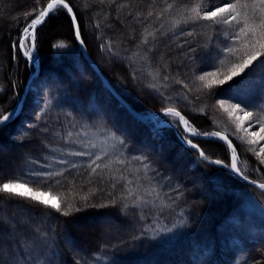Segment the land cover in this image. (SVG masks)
I'll return each instance as SVG.
<instances>
[{"label":"trees","instance_id":"trees-1","mask_svg":"<svg viewBox=\"0 0 264 264\" xmlns=\"http://www.w3.org/2000/svg\"><path fill=\"white\" fill-rule=\"evenodd\" d=\"M219 1L175 0L174 6ZM48 2L0 0L1 114L13 111L36 69L38 75L30 84L44 78L47 85L41 107L34 111L36 118L21 123L27 91L17 117L0 127V181H33L28 186L56 196L62 208L71 203L81 210L64 216L0 193V262L31 264L30 259L39 255L44 264H264V232L224 243L233 218L255 219L264 225V191L202 160L184 139H191L210 160L231 163V149L203 133L226 135L216 128V103L244 76L211 89L197 79L216 71L213 65L218 64L205 42L212 32L207 29L209 21L200 20V29L185 28L175 42L148 36V43L142 44L145 29L150 32L152 24L166 16V2L173 0H66L77 16L88 55L112 88L135 112L158 115L159 121L172 124L153 129L151 122L137 120L103 87L78 49L66 9L49 13L35 30V66L21 49L12 47L34 18L25 13L37 9L38 15ZM61 43L65 46L58 47ZM180 67L190 71L179 73ZM169 107L179 111L198 134L185 132L178 118L161 115ZM84 116L103 125L112 138L106 146L112 160L110 165L105 160L109 167L100 164L96 174L81 166L62 170L61 176L31 178L29 170L56 158L58 148L74 133L68 127H77ZM228 140L236 149L241 172L264 183V166L254 152ZM94 145L104 147L97 141ZM91 189H96L95 194L82 201ZM204 193L209 194L207 199L201 196ZM86 220L97 221L100 238L82 237L79 224ZM3 223L11 226L10 232L3 230ZM210 244L211 256L199 259L196 247Z\"/></svg>","mask_w":264,"mask_h":264},{"label":"snow or ice","instance_id":"snow-or-ice-1","mask_svg":"<svg viewBox=\"0 0 264 264\" xmlns=\"http://www.w3.org/2000/svg\"><path fill=\"white\" fill-rule=\"evenodd\" d=\"M101 3H104V0H100ZM115 2V0H112ZM36 3H39V0H36ZM175 0L173 3H167L163 12H167L174 7ZM124 5H121L123 7ZM66 9L67 13L71 16V21L74 26L76 39L80 41L81 44L84 41L81 39V29L79 24L77 23V16L73 12V8L70 6L66 0H49L46 7H43L38 11V15L35 13L37 9H32L31 12H26V16H33L31 22L23 29L22 37L18 38L17 42L13 43L12 47L19 48L23 50L24 56L28 58L29 61L32 62L33 66H35V29L37 25H40L46 17L49 16V13L56 14L54 12L55 9ZM152 11L148 12V16H152ZM159 15L157 18H159ZM200 20L209 21L212 25L224 26L223 35L226 40H230L231 43L226 44L221 49V55H217L216 60L218 64H214L213 67L216 68L214 72H206L203 75H199L197 79L203 82V86L205 88L211 89L214 85H224L227 82L232 81L235 77L240 76L245 72L246 69L253 64L254 61H257L260 57H264V0H222L220 4H211L204 5L201 3H195L191 7L185 6L184 11L182 13V18L173 21V27H178L181 23H197ZM145 37L142 39V44L148 43V36H152L155 38L154 32H148L145 29ZM187 36H193V32L185 33ZM30 38V39H29ZM64 44H59L58 47H64ZM109 47H111L109 45ZM244 50V55L241 58L237 55L238 52ZM195 51V49H192ZM234 59L235 62L231 64L230 67H227L226 70H221L222 66L225 65V62L228 59ZM261 64H264V61H261ZM210 77H214L215 79H209ZM167 79V77H165ZM177 83H182V81L177 80ZM239 83V82H237ZM187 87V85H185ZM233 87V85H230ZM2 90V89H0ZM47 104V101L45 102ZM224 101H220V107H224ZM243 103V101L241 102ZM241 103L231 105L233 112L240 111L243 112L244 118L249 120L250 123L248 125L249 128L258 126V132H252V139L248 140L249 144H257L259 141H264V110H258V114L255 118H253V113L251 111H246L248 107L247 104L244 107H241ZM166 116H171L173 118H178L179 122L182 123L185 127L186 131H189L193 134L196 133L194 128L189 126V122L185 119L183 115L175 108L169 107L163 110ZM203 111V109H201ZM16 114V110L13 109L12 112L7 114L0 115V127L6 125L14 115ZM39 118V117H38ZM237 120H240L237 117ZM243 121L237 125V127H242ZM247 131V129H244ZM203 135L219 137L222 140H225L228 143L229 148L232 151V159L230 164H225L223 161L210 160L209 156L203 150H199L198 145L193 143L191 139L184 137L187 144L199 151V156L202 160L207 161L211 164H215L218 166H223L225 168H230V170L236 173L239 176H242L243 179L248 180V176L241 172L240 168L237 165V153L235 147H233L232 142L228 140L226 135H222L220 132H210L203 133ZM123 144V141H120ZM95 147V145H92ZM256 152V149H251ZM264 153V147H261L256 155H261ZM71 155L85 156L91 155L89 152H74L70 153ZM102 157L100 155H96L95 159L91 161L89 167L91 168V173L96 174L97 169L101 168V165L97 163V161L101 160ZM136 159H141V157H136ZM61 163H67L66 161H61ZM261 163H264V159L261 160ZM71 167H76L75 164H72ZM105 168L109 167V165L105 164ZM37 176L45 177L46 179L52 178L54 176L63 175L62 171L59 172H47V173H36ZM91 182V181H90ZM29 183H33V181H24L20 182L18 179L10 180L8 182L0 181V193H6L10 197H20L27 200H30L38 205H42L45 208L54 209L56 212H60L64 216H68L73 211H80V208L74 206V204L68 203L64 208L61 206V202L58 201L56 196H52L49 193H45L39 190H34L29 187ZM59 183V181H57ZM251 183H255V181H251ZM115 187V185H113ZM259 188L264 189V183L258 185ZM96 189H91L89 194H85L81 196V200L87 202L92 195L95 194ZM110 204H115V200L109 201ZM97 206V205H94ZM99 207H107L108 204H100ZM127 207V205H125ZM4 231H11V226L7 223L2 224ZM171 231V230H169ZM3 233L0 232V235ZM155 239V237H152ZM0 264H9L8 261H2ZM115 264V262H113Z\"/></svg>","mask_w":264,"mask_h":264},{"label":"rangeland","instance_id":"rangeland-1","mask_svg":"<svg viewBox=\"0 0 264 264\" xmlns=\"http://www.w3.org/2000/svg\"><path fill=\"white\" fill-rule=\"evenodd\" d=\"M221 2L222 0H220L218 3H212V4H220ZM186 6L191 7L190 3H188ZM184 8L185 6H174L171 10L164 12L166 13L165 17H163L158 22L152 24V29L150 30V32L155 33V38L162 37V39H164L165 42L168 44L170 43L171 40L175 42L174 38L177 40L178 36H180L181 38V34H183V30L189 26L200 29V25H201L200 22H197L195 24L181 23L178 27H173V21L182 18V13L184 11ZM207 29L208 30L211 29L212 32L209 39H205V42L207 43V47L213 51L212 59H215L217 55L222 56L221 49L226 44L231 43V41L226 40L225 37L223 36L224 26H220V25L214 26L211 24V22H208ZM237 55H239L242 58L244 55V50L241 49V51L238 52ZM34 57L36 61L37 54L35 55V52H34ZM203 59L204 58H202L201 61H203ZM261 61H264V57H260L257 61H254L253 64L249 67V69H246L245 72L240 75V76H244V78L242 80H239L238 81L239 83L235 82L236 85L234 84L232 89L226 92L224 98H221L216 103L218 107L216 108L217 115L215 120L216 128L224 132L228 138H230L235 142V144L240 145L242 148H245L248 151H252L251 149L255 148L256 152H258L261 147H264V141H259L257 144L254 145L247 143V141L252 139L251 136L252 132L259 131V127L255 126L249 128L248 125L250 121L244 118L243 112L240 111L233 112L231 105L241 103L242 101H246L247 102L246 104L248 105L246 111H251L253 113V118L257 116L258 110H264V64H261ZM233 62L235 61L231 60L228 63V67H230ZM186 71L189 72L190 67H187L186 69L180 67V69H178L179 73L185 74ZM209 79H215V78L210 77ZM46 88L47 85L44 78L43 79L41 78L35 81L34 83L29 84L27 88V91L29 92V97L28 100L26 101V105L24 109L25 115L24 118L21 120V123L36 118L35 116L36 113L34 111H37L41 107V102L43 97L45 96ZM222 100L225 102L223 108L220 107L219 104V102ZM244 105L245 104L241 103V107H244ZM1 113L2 110L0 109V115H2ZM161 115H165V114L163 113ZM148 116L149 118L146 119V122H151L156 128H160L164 126H172V124L167 121L166 123L163 124V126H161V123L159 121L160 118L158 117V115L149 114ZM237 117H239L240 120H237ZM163 121L164 120H162V122ZM240 121H243V125L242 127H237ZM179 124L185 132H187L188 134L191 133L185 130V127L182 123L179 122ZM68 128L69 130L74 131V133L67 136L66 142L63 143V145L58 148L56 152L57 153L56 158L50 159L48 163L45 162L41 165L32 167V169H30L31 171L29 170V174H28L31 178L33 179L41 178L42 176L36 175V173L38 172L41 173L59 172L65 169H73V168H79L81 166H89L91 161L95 159L96 155H100L102 157V159L97 161V163L105 164L106 162L105 160L106 158H108V152H107L108 148L106 149V146L107 143L110 142L112 138L108 134L107 130L104 129L103 125L101 127L98 122L91 121V118L89 119L86 116H84L77 122V127L74 128L73 126L72 127L69 126ZM244 129H247V131H244ZM209 138H216L217 140L224 142L228 146V143L225 140L220 139L219 137L211 136ZM96 141L98 142V144L99 143L104 144V147L100 149H96L95 147H92V145H94V142ZM74 152H89L91 153V155L78 156V155L70 154ZM256 152H254L255 158L258 159L257 161L260 162L262 166H264V163H261V160L264 159V153L258 156L256 155ZM108 159H109L108 164L110 165L112 160L111 158ZM61 161H66L67 163H61ZM237 163H238V159H237ZM72 164H75L76 167H71ZM250 169L252 171H255L253 166H251ZM31 188L34 189V187ZM34 190H39V189H34ZM39 191L49 193L43 190H39ZM49 194L51 195V193ZM201 196L203 197V199H207V196H209V194L204 193L201 194ZM231 222L232 223L228 226L229 228L226 233V240L224 241L226 245L233 244L236 241L240 240L242 237H255L261 235L264 232V225L256 221L255 219L233 218L231 219ZM95 224L93 223V221L89 222L87 220L82 225L79 224L83 231L82 237L84 239L90 238V240L92 241L97 237L100 238V235H98L99 232H97V228L95 227ZM210 245H201L196 247L195 253L199 259L204 261L211 256L213 252V247L212 245L211 246ZM30 261L31 264H44L43 258H41V256L39 255H37L36 257H32V260L30 259ZM19 264H30V263L27 261L25 262L24 260H20Z\"/></svg>","mask_w":264,"mask_h":264},{"label":"water","instance_id":"water-1","mask_svg":"<svg viewBox=\"0 0 264 264\" xmlns=\"http://www.w3.org/2000/svg\"><path fill=\"white\" fill-rule=\"evenodd\" d=\"M46 19V18H45ZM43 23V22H42ZM39 25L36 26V29ZM35 29V30H36ZM74 35H75V31H74ZM76 39V36H75ZM76 43L78 46V49L81 51L84 59L87 61V63L89 64L90 68L94 71V73L96 74V76L98 77V79L100 80L101 84L103 85V87L112 94V96L127 110V112L129 114H131L133 117H135L137 120L141 121V122H145L147 118H149L148 115H143L140 114L138 112H135L132 108H130V106L125 102V100H123V98L112 88V86L108 83V81L103 77V75L101 74L99 68L97 67V65L95 64V62L90 58V56L88 55L85 47L83 44L80 43L79 40L76 39ZM23 52V50H21ZM35 55H36V51H35ZM25 58L28 60V58L25 56ZM29 61V60H28ZM30 63H32L31 61H29ZM37 67V65H36ZM38 75V69H36V72L34 73L33 76H31L29 78V80L26 82L25 87L22 91V94L20 96V99L18 101V103L15 106V110H16V114L8 121L6 122V124H8L10 121H12L15 117H17V115L19 114V112L21 111V108L23 106V103L25 101V97H26V92H27V88L30 84V82L32 80H34L36 78V76ZM166 122H161V126H163V124ZM196 151H198L197 149H195ZM199 152V151H198ZM223 167V166H220ZM225 168V167H223ZM227 171H229L230 173H232L233 175H235L240 181H242L243 183L258 188L259 190L264 191V189H261L258 187V183H251V180H245L242 178V176L237 175L236 173L232 172L230 170V168H225Z\"/></svg>","mask_w":264,"mask_h":264}]
</instances>
